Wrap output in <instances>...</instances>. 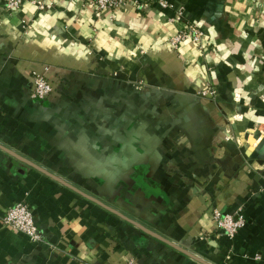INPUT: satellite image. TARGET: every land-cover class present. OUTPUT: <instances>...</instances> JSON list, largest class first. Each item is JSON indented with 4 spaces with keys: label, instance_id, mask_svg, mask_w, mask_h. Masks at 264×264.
<instances>
[{
    "label": "crops",
    "instance_id": "0c3cea01",
    "mask_svg": "<svg viewBox=\"0 0 264 264\" xmlns=\"http://www.w3.org/2000/svg\"><path fill=\"white\" fill-rule=\"evenodd\" d=\"M47 1L0 9V145L210 264H264V0ZM17 202L44 243L3 224ZM129 260L200 264L0 149V264Z\"/></svg>",
    "mask_w": 264,
    "mask_h": 264
},
{
    "label": "built area",
    "instance_id": "2783aa9c",
    "mask_svg": "<svg viewBox=\"0 0 264 264\" xmlns=\"http://www.w3.org/2000/svg\"><path fill=\"white\" fill-rule=\"evenodd\" d=\"M73 1H85L91 5L97 14H102L110 11L121 9L125 6L124 0H73ZM153 0H135V3H139L138 7L146 6ZM162 8L169 7V3L166 1H160ZM25 5H31L37 9V11H48L53 7V3L47 0H0V9L7 13H13L22 9ZM184 16L183 11H179L175 15V19L180 21ZM204 31L199 26H190V32L182 31L171 38L170 45L173 47H179L182 43L190 40L196 45H200L204 36ZM32 94L31 97L37 101H45L53 93V87L47 77L38 72L32 74ZM198 95L203 99H213L216 96V92L208 88L201 90ZM212 217L217 224L220 232L226 235L228 238L233 239L244 227L245 219L241 215L238 218H234L231 215L223 214L218 210H213ZM3 224L10 229L26 235L34 243H44L43 235L36 225L35 217L31 207L25 202H17L6 213L3 218ZM125 264H136L135 260H129Z\"/></svg>",
    "mask_w": 264,
    "mask_h": 264
},
{
    "label": "water",
    "instance_id": "95a60500",
    "mask_svg": "<svg viewBox=\"0 0 264 264\" xmlns=\"http://www.w3.org/2000/svg\"><path fill=\"white\" fill-rule=\"evenodd\" d=\"M0 149L5 151L7 154H9L10 156L22 161L23 163H26L27 165L33 167L34 169H37L38 171L44 173L45 175H47L48 177H50L51 179L57 181L58 183L62 184L63 186L71 189L72 191L76 192L77 194L83 196L84 198L92 201L93 203L97 204L98 206L102 207L103 209L117 215L118 217H120L121 219L131 223L132 225H134L135 227H137L138 229L142 230L143 232L147 233L148 235L152 236V237H155L156 239L170 245L171 247H173L174 249L180 251L181 253L187 255L188 257H190L191 259L197 261L198 263L200 264H210L209 262L201 259L200 257H198L197 255H194L192 253H190L189 251L171 243L170 241H167L166 239L162 238L161 236L157 235L156 233L146 229L145 227H143L141 224H139L138 222L126 217L125 215H123L122 213H120L119 211L113 209L112 207L104 204L103 202H101L100 200L84 193L83 191H81L80 189L74 187L73 185H71L70 183H67L66 181L62 180L61 178L57 177L56 175L52 174V173H49L48 171L44 170L43 168L33 164V163H30L29 161L21 158L19 155H17L16 153L4 148L3 146L0 145Z\"/></svg>",
    "mask_w": 264,
    "mask_h": 264
}]
</instances>
